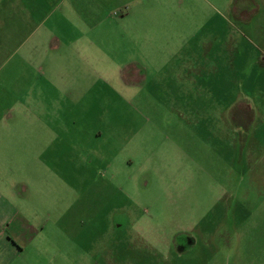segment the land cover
I'll use <instances>...</instances> for the list:
<instances>
[{
  "label": "rangeland",
  "instance_id": "obj_1",
  "mask_svg": "<svg viewBox=\"0 0 264 264\" xmlns=\"http://www.w3.org/2000/svg\"><path fill=\"white\" fill-rule=\"evenodd\" d=\"M11 185L30 264H264V0H0Z\"/></svg>",
  "mask_w": 264,
  "mask_h": 264
},
{
  "label": "crops",
  "instance_id": "obj_2",
  "mask_svg": "<svg viewBox=\"0 0 264 264\" xmlns=\"http://www.w3.org/2000/svg\"><path fill=\"white\" fill-rule=\"evenodd\" d=\"M17 190L18 189L15 185H11L10 187L4 186V189L0 190V264H30L28 260H26L28 255L27 248H24V246L20 247L18 244H14L13 241L10 245L9 242H11V240L4 239L6 235L4 227L6 224L12 222V217L14 215L12 214L14 211L12 204L17 202V200L21 203L26 202V200L23 199L26 188L23 187L22 194ZM14 213L17 215L16 210ZM21 215L22 214L19 213V216ZM26 222L31 232H37V228H35L34 225L30 224L29 221ZM39 232L42 233L43 230H40ZM12 239L18 243L16 235H14ZM37 254L41 256L40 252Z\"/></svg>",
  "mask_w": 264,
  "mask_h": 264
}]
</instances>
